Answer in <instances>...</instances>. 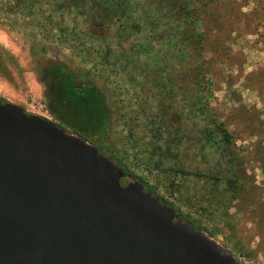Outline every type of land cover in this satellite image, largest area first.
I'll list each match as a JSON object with an SVG mask.
<instances>
[{"label":"trees","instance_id":"obj_1","mask_svg":"<svg viewBox=\"0 0 264 264\" xmlns=\"http://www.w3.org/2000/svg\"><path fill=\"white\" fill-rule=\"evenodd\" d=\"M213 1L0 0V25L24 36L54 120L99 152L105 150L147 191L209 236L220 231L208 223L219 206L222 218L230 220L232 203L242 200L250 185L255 187L244 150L210 100L212 83L207 77L215 57H206L207 36L217 26L206 21H215ZM111 30L134 32L141 42L117 53L108 42ZM91 39L103 45L93 48L88 44ZM217 41L223 45L220 37ZM64 48L70 50L72 60L56 58ZM73 57H79L81 64ZM117 60L132 79L151 77L155 100L139 99L135 89L130 95L138 105L129 101L127 112L114 118L107 99L108 93L116 91L115 79L109 77L117 74L110 70ZM3 67L0 62L1 75ZM116 120L120 130L112 145L109 137ZM190 123L196 125V134H191ZM192 146L193 158L199 157L193 167L183 156ZM256 149L258 156L253 158L264 173V146L258 144ZM154 171L165 179L167 193L177 199V205L148 182L147 173ZM191 176L201 181V189L186 184ZM226 224L231 228L229 221ZM232 245L240 250L237 242Z\"/></svg>","mask_w":264,"mask_h":264},{"label":"water","instance_id":"obj_2","mask_svg":"<svg viewBox=\"0 0 264 264\" xmlns=\"http://www.w3.org/2000/svg\"><path fill=\"white\" fill-rule=\"evenodd\" d=\"M57 122L0 102V264H240Z\"/></svg>","mask_w":264,"mask_h":264},{"label":"rangeland","instance_id":"obj_3","mask_svg":"<svg viewBox=\"0 0 264 264\" xmlns=\"http://www.w3.org/2000/svg\"><path fill=\"white\" fill-rule=\"evenodd\" d=\"M211 11L215 21L206 23L217 26V31L210 32L207 36L206 57H215L212 74L207 77L212 83L210 100L218 114L233 130L237 145L244 150L248 173L255 187L250 185L251 188L246 190L244 198L232 203L229 209L232 215L230 220L222 218L219 206L214 220L208 223L220 231L210 237L241 263L264 264V173L260 163L253 158L258 144L264 146V0H214ZM134 34L111 30L109 35L112 37L108 42L119 53L135 41L141 42L137 41L138 38ZM218 37L223 40V45L218 46ZM88 44L93 48L103 45L101 41L92 39ZM216 47L218 50H215ZM56 58L72 60L70 50L66 48L62 49ZM118 58L120 59V56ZM142 60L140 55V63ZM73 61L81 64L79 57H73ZM0 62L4 65L2 75L0 74L1 99L20 105L28 113L40 103L44 104V87L38 80L36 62L30 56L28 45L19 30H9L0 25ZM88 66L90 65H86ZM110 70L117 73L116 76L109 77L115 79L113 87L116 91L108 93L107 99L114 118L127 112V104L134 101L130 93L135 89L141 95L139 99L155 100V88L150 76L132 79L128 72L124 71V63L119 60L115 65L110 64ZM134 105H138L136 101ZM240 105L242 107H239ZM245 109L248 111L247 115H243ZM143 118L140 114L139 122L143 121ZM51 119L54 120L52 116ZM118 122L119 120H116L109 137V143L112 145L115 143L114 134H119ZM189 128L192 135L197 133V127L193 123L189 124ZM118 145L120 146V143ZM193 147L183 153L191 167L194 166L193 160H199V157L193 158ZM104 153L107 152L104 150ZM108 157L114 161L113 157ZM203 167L206 169L202 163L201 168ZM127 174L126 181L134 179L130 173ZM147 180L150 184L157 185L156 191L160 195L178 204L177 199L167 193L165 179L159 172L147 173ZM186 184L193 188H202L201 181L193 176L186 179ZM179 216L182 218L180 214ZM227 221L231 223V228L226 224ZM234 242L240 246L239 251L244 253L240 254L234 249Z\"/></svg>","mask_w":264,"mask_h":264},{"label":"built area","instance_id":"obj_4","mask_svg":"<svg viewBox=\"0 0 264 264\" xmlns=\"http://www.w3.org/2000/svg\"><path fill=\"white\" fill-rule=\"evenodd\" d=\"M29 114H35V115L44 117L48 120H52L48 109L46 108V106L44 104H41V103L37 106L36 109L35 108L31 109L29 111Z\"/></svg>","mask_w":264,"mask_h":264},{"label":"flooded vegetation","instance_id":"obj_5","mask_svg":"<svg viewBox=\"0 0 264 264\" xmlns=\"http://www.w3.org/2000/svg\"><path fill=\"white\" fill-rule=\"evenodd\" d=\"M43 103H44V105L46 106V108H47V104H46V102H45V100H44V97H43ZM48 109V108H47ZM53 118V117H52ZM54 119V118H53ZM52 121H55V122H57L58 124H59V122L58 121H56V120H52ZM60 125V124H59ZM61 126V125H60ZM63 127V126H62ZM65 128V127H64ZM128 178V176H125L124 178H122V180H121V182L123 183V184H125V183H127L128 181H126V179ZM144 187V186H143ZM145 189V188H144ZM146 190V189H145Z\"/></svg>","mask_w":264,"mask_h":264}]
</instances>
